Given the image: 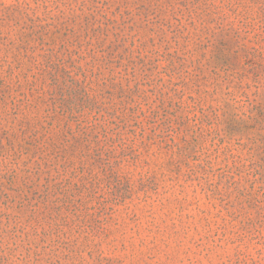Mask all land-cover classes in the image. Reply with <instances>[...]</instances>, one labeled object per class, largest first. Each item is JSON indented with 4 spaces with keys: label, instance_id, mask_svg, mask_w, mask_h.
Masks as SVG:
<instances>
[{
    "label": "rangeland",
    "instance_id": "1",
    "mask_svg": "<svg viewBox=\"0 0 264 264\" xmlns=\"http://www.w3.org/2000/svg\"><path fill=\"white\" fill-rule=\"evenodd\" d=\"M0 264H264V0H0Z\"/></svg>",
    "mask_w": 264,
    "mask_h": 264
}]
</instances>
